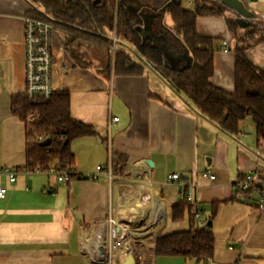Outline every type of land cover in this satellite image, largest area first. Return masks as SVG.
<instances>
[{"label":"crops","instance_id":"crops-1","mask_svg":"<svg viewBox=\"0 0 264 264\" xmlns=\"http://www.w3.org/2000/svg\"><path fill=\"white\" fill-rule=\"evenodd\" d=\"M216 1L226 6L222 0ZM181 2L194 8V0ZM242 2L264 35V0ZM32 3L0 0V168L20 170L15 182L2 180L8 193L0 199V264H99L83 251L81 232L90 239L98 222L111 214L158 226L120 204V198L137 189L139 185L133 186L137 180H145L143 185L150 186L164 203L163 222L156 230L150 227L157 237L190 227L188 213L181 220L172 218V207L180 202L179 183L192 186L193 209L201 212L196 222L208 220L215 236L213 257L207 263L154 255L149 264H264V211L256 208L257 195L245 202L236 189L242 175L264 176V141H257L255 123L247 116L237 137L225 133L142 60L132 43L125 42L126 48L135 61L145 64L142 75L114 73L113 45L85 39L59 26L53 35L55 90L70 92L72 117L92 125L97 133L72 141L77 173L95 172L98 165L107 170L110 163L113 177L102 173L97 180L79 177L58 182L47 172L25 168L26 125L11 107L13 95L26 89L24 17H36ZM226 8L227 15L237 18L235 11ZM142 15L145 27L140 33L153 37L154 44L164 50L168 65L180 70L193 64L181 37L173 35L166 9L157 13L143 9ZM197 28L215 38L211 83L233 92L235 40L225 17L200 16ZM75 36L77 40L70 43ZM247 55L264 71V41L250 47ZM113 116L118 117L115 124L110 123ZM119 160L125 165L116 174L113 164ZM206 171L212 177H204ZM174 172L180 178L170 182L168 175ZM134 255L135 264H142L138 253Z\"/></svg>","mask_w":264,"mask_h":264},{"label":"trees","instance_id":"trees-1","mask_svg":"<svg viewBox=\"0 0 264 264\" xmlns=\"http://www.w3.org/2000/svg\"><path fill=\"white\" fill-rule=\"evenodd\" d=\"M32 2V15L37 18L75 31L85 39L108 47L115 46V49L112 48V69L116 75H142L145 72V64L135 61L126 48L125 42L132 43L137 55L152 65L177 92L185 94L202 116L233 137L239 135L241 122L250 116L256 126L257 141H264V71L247 55L250 47L264 41V35L254 23L241 26L235 16L226 14L228 9L222 3L216 0H194V8H186L181 0H132L131 3L125 0H100L98 3L95 0ZM141 9L152 13L166 9L173 25V35L181 37L182 43L188 48L193 58L192 65L178 70L166 64L164 50L154 44L153 37L148 34L144 37L140 33L139 29L145 25ZM200 16H224L233 35V92L214 86L210 81L214 74L215 38L199 32L197 19ZM256 35L259 37L255 39ZM77 38L75 36L70 43ZM70 101L68 90L55 91L48 97H28L25 93L13 95L12 113L26 125L25 168L29 172H46L51 166L64 170L75 167L72 141L85 135H97L92 125L72 117ZM30 115L33 116L32 120L28 119ZM39 134L50 138V144L41 145L37 141ZM120 160L113 164L114 173L121 172L125 165ZM193 205L192 202L184 201L173 205L172 218L181 220L188 213L190 227L161 233L156 240V256H181L203 263L213 257L215 236L212 225L208 220L202 224L196 222L197 210L193 209Z\"/></svg>","mask_w":264,"mask_h":264},{"label":"built area","instance_id":"built-area-1","mask_svg":"<svg viewBox=\"0 0 264 264\" xmlns=\"http://www.w3.org/2000/svg\"><path fill=\"white\" fill-rule=\"evenodd\" d=\"M55 25L48 20L27 15L24 17V41H25V94L28 97H48L55 92L53 82L54 52L53 35ZM115 42V39H114ZM227 42L223 44V50L227 51ZM115 49V48H113ZM33 116H29L32 120ZM118 117H111L110 123L115 124ZM46 137L43 134L37 136V141L42 142ZM58 163V161H56ZM149 169V167H147ZM39 171V170H37ZM20 170L11 168H0V199L7 196L8 188L2 182L6 178L9 182H15ZM54 176L58 182L70 181L74 178H88L97 180L103 173L108 178H112L111 164L107 170L102 165H98L95 172L78 174L75 167L69 170L59 169L51 166L47 171ZM71 174H74L71 177ZM204 177H212L209 171L203 173ZM180 178L179 172L168 175L170 182H176ZM180 201L194 202L192 186L186 183H179ZM236 189L243 201L252 199L257 195L256 208L264 211V176L249 173L243 175L236 181ZM196 217L200 212L196 211ZM154 225V224H153ZM152 224L142 222L136 223L123 221L117 215H109L104 220H100L93 233L92 239L83 240V251L94 256V260L99 264H113L114 261L123 262L130 253H138L142 264H149L153 261L156 252L157 236L153 232L143 235V232L151 230ZM97 249L100 252H97Z\"/></svg>","mask_w":264,"mask_h":264},{"label":"bare ground","instance_id":"bare-ground-1","mask_svg":"<svg viewBox=\"0 0 264 264\" xmlns=\"http://www.w3.org/2000/svg\"><path fill=\"white\" fill-rule=\"evenodd\" d=\"M120 204L124 208L129 206L133 210H137L139 212L137 215L147 218L151 223L157 222L158 226L154 225V230L163 222L165 213L164 203L148 185H139L135 191L120 198ZM154 230L145 231L143 235L149 234ZM94 236V233L90 234L89 238L92 239Z\"/></svg>","mask_w":264,"mask_h":264},{"label":"water","instance_id":"water-1","mask_svg":"<svg viewBox=\"0 0 264 264\" xmlns=\"http://www.w3.org/2000/svg\"><path fill=\"white\" fill-rule=\"evenodd\" d=\"M252 1H256V0H252ZM222 2L226 6H228L229 8H231L233 11H235L238 14L236 19H237V22L241 26L245 27V26H248V25H250L252 23V21L250 20L251 12L244 5L242 0H222ZM50 142H51L50 138H46L44 141L41 142V145L47 146V145L50 144ZM80 238L85 239L86 238V233L85 232H81ZM97 252L99 253L100 250H98ZM135 263H136L135 255L133 253H130L127 256V258L123 261L122 264H135Z\"/></svg>","mask_w":264,"mask_h":264},{"label":"rangeland","instance_id":"rangeland-1","mask_svg":"<svg viewBox=\"0 0 264 264\" xmlns=\"http://www.w3.org/2000/svg\"><path fill=\"white\" fill-rule=\"evenodd\" d=\"M184 7H185V5H184ZM169 25H170V24H169ZM148 26L150 27V25H148ZM144 27H145V26H144ZM162 27L164 28V26H162ZM165 27H166V26H165ZM169 27H171V26H168L167 28L170 29ZM167 28H166V29H167ZM168 29H167V30H168ZM154 31H156V28L154 29ZM151 34L155 35L154 32H151ZM185 51H186V49H185ZM185 51L183 52V55H184V56L187 55ZM249 118H250V117H249ZM246 122H248V124H251V125L253 124V122L251 121V119H247ZM253 126H254V125H253ZM143 183H146L145 180H137V181H135V182L133 183V186H134V188H136L138 185L143 184ZM126 191H127V190H126ZM126 193H127V192H126ZM123 220H124V221H129L128 218H126V217L123 218ZM170 222L172 223L173 221H170ZM167 231H171L170 228H169Z\"/></svg>","mask_w":264,"mask_h":264}]
</instances>
